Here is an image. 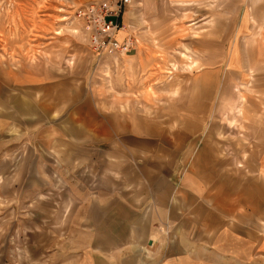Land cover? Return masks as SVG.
<instances>
[{"label":"crops","instance_id":"1","mask_svg":"<svg viewBox=\"0 0 264 264\" xmlns=\"http://www.w3.org/2000/svg\"><path fill=\"white\" fill-rule=\"evenodd\" d=\"M8 96L0 132L19 125L28 137L8 138L0 152L20 150L22 166L40 174L51 162L62 179L3 216V252L18 264H264V107L247 106L255 122L246 134L220 131L221 105H201L211 118H181L167 132L132 112L77 127L75 105L60 120L61 105H7Z\"/></svg>","mask_w":264,"mask_h":264},{"label":"rangeland","instance_id":"2","mask_svg":"<svg viewBox=\"0 0 264 264\" xmlns=\"http://www.w3.org/2000/svg\"><path fill=\"white\" fill-rule=\"evenodd\" d=\"M94 2L0 0L2 102L5 92L7 105L37 99L61 105L60 120L68 112L64 105H75L77 127L82 120L93 122L94 114L132 112L159 121L167 132L179 129L181 118H211V108L201 105H221L215 117L226 125L220 131L226 134L230 126L237 135L247 133L255 122L247 106L264 107V0H138L117 32H126L119 42L127 48L97 51L80 15ZM169 119L172 126L164 124ZM17 126L12 136L0 132V148L8 138L27 139ZM22 164L20 150L0 152V231L3 216L19 212L20 201L51 193L43 189L62 180L51 162L46 174ZM10 240L0 236V264L21 262L19 254H4Z\"/></svg>","mask_w":264,"mask_h":264},{"label":"built area","instance_id":"3","mask_svg":"<svg viewBox=\"0 0 264 264\" xmlns=\"http://www.w3.org/2000/svg\"><path fill=\"white\" fill-rule=\"evenodd\" d=\"M134 1L98 0L80 12V15L88 22L87 27L92 32L90 45L94 51L102 50L101 48L106 46L116 50L127 48L126 45L121 47V43L116 41L114 36L122 27L118 20L122 10Z\"/></svg>","mask_w":264,"mask_h":264}]
</instances>
